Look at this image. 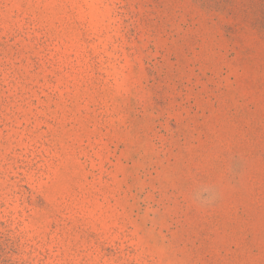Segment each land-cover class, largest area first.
Returning a JSON list of instances; mask_svg holds the SVG:
<instances>
[{"label":"rangeland","instance_id":"rangeland-1","mask_svg":"<svg viewBox=\"0 0 264 264\" xmlns=\"http://www.w3.org/2000/svg\"><path fill=\"white\" fill-rule=\"evenodd\" d=\"M0 264H264V0H0Z\"/></svg>","mask_w":264,"mask_h":264}]
</instances>
